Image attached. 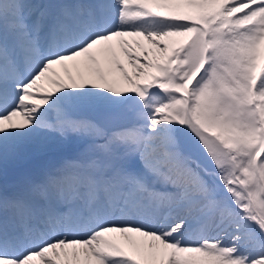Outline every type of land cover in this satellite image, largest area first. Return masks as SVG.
<instances>
[{
  "label": "snow or ice",
  "instance_id": "obj_1",
  "mask_svg": "<svg viewBox=\"0 0 264 264\" xmlns=\"http://www.w3.org/2000/svg\"><path fill=\"white\" fill-rule=\"evenodd\" d=\"M0 264H264V0H0Z\"/></svg>",
  "mask_w": 264,
  "mask_h": 264
},
{
  "label": "rangeland",
  "instance_id": "obj_2",
  "mask_svg": "<svg viewBox=\"0 0 264 264\" xmlns=\"http://www.w3.org/2000/svg\"><path fill=\"white\" fill-rule=\"evenodd\" d=\"M41 159H43V158L41 157ZM38 162H39V160L37 159L36 161L28 162L27 164H25L21 168H15V169L13 168V166L10 165L9 166V174L15 173V175H18L20 171L29 169V168L33 167Z\"/></svg>",
  "mask_w": 264,
  "mask_h": 264
}]
</instances>
